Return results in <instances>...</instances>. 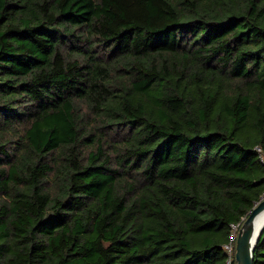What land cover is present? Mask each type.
Wrapping results in <instances>:
<instances>
[{"label": "trees", "instance_id": "16d2710c", "mask_svg": "<svg viewBox=\"0 0 264 264\" xmlns=\"http://www.w3.org/2000/svg\"><path fill=\"white\" fill-rule=\"evenodd\" d=\"M258 147L264 0H0V264H226Z\"/></svg>", "mask_w": 264, "mask_h": 264}, {"label": "water", "instance_id": "95a60500", "mask_svg": "<svg viewBox=\"0 0 264 264\" xmlns=\"http://www.w3.org/2000/svg\"><path fill=\"white\" fill-rule=\"evenodd\" d=\"M264 211V199L260 200L243 220L238 229L234 259L236 264H253L254 249L260 238L264 225L261 226V232L258 231L255 221L260 213Z\"/></svg>", "mask_w": 264, "mask_h": 264}, {"label": "built area", "instance_id": "2783aa9c", "mask_svg": "<svg viewBox=\"0 0 264 264\" xmlns=\"http://www.w3.org/2000/svg\"><path fill=\"white\" fill-rule=\"evenodd\" d=\"M255 150L259 153V159H260L261 163L264 165V154L262 153V151L259 147L256 148ZM262 199H264V192H263L260 200H262ZM241 224L231 225V231H230V234L228 236V241L223 245V250H224V253L226 255V264H233V261H234V264H236L235 259H234L235 242H236L238 229L241 226Z\"/></svg>", "mask_w": 264, "mask_h": 264}, {"label": "bare ground", "instance_id": "6f19581e", "mask_svg": "<svg viewBox=\"0 0 264 264\" xmlns=\"http://www.w3.org/2000/svg\"><path fill=\"white\" fill-rule=\"evenodd\" d=\"M255 225L259 231V229L261 228L262 225H264V211L262 213L259 214V216L257 217L256 221H255ZM261 232V229L258 233Z\"/></svg>", "mask_w": 264, "mask_h": 264}]
</instances>
